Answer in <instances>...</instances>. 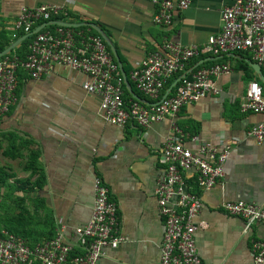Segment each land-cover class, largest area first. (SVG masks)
<instances>
[{
    "label": "crops",
    "instance_id": "obj_1",
    "mask_svg": "<svg viewBox=\"0 0 264 264\" xmlns=\"http://www.w3.org/2000/svg\"><path fill=\"white\" fill-rule=\"evenodd\" d=\"M235 1L192 0L176 13L170 27H164L153 22L157 6L151 0H0V31L14 32L23 6L54 3L62 10L61 20L95 22L102 27L125 59L131 80V70L165 39L201 44L219 33L222 10ZM220 61L231 67L230 72L216 77L220 92L184 106L177 119L186 133L213 144L234 143L224 176L210 189L200 191L203 206L197 216L196 244L203 264H256L251 242L264 239V223L248 226L244 217L226 212L222 205L238 200L264 203V143L247 135L254 123L264 119V112L241 108L250 80H258L264 92V65L259 73L249 52L220 55ZM85 76L67 66H55L40 77L19 71L17 101L0 116V147L12 150L16 146L27 162L34 158V169L17 175L26 178L33 174V184L12 188L34 196L24 214L6 208L7 199L1 196L5 203L0 206V226L21 232L30 242L63 228L66 238L76 242L73 229L91 217L94 177L99 175L118 204L125 236L117 247H106L99 264H162L160 243L165 225L155 188L163 174L160 154L170 121H157L147 128L110 123L102 113L101 97L84 89ZM133 90L132 97L124 93L126 99L151 101ZM184 143L197 147L188 136ZM5 177L9 179L7 174ZM3 188L8 190L7 180L0 184V190Z\"/></svg>",
    "mask_w": 264,
    "mask_h": 264
},
{
    "label": "built area",
    "instance_id": "obj_2",
    "mask_svg": "<svg viewBox=\"0 0 264 264\" xmlns=\"http://www.w3.org/2000/svg\"><path fill=\"white\" fill-rule=\"evenodd\" d=\"M156 6L155 24L170 27L176 13L189 7L192 0H151ZM59 5L41 2L23 6L15 22L17 31L31 32L41 22L61 15ZM222 29L201 44H183L165 39L161 46L147 53L131 70L136 89L151 101L126 99L124 79L112 50L102 35L89 28L50 24L37 31L25 57L16 53L0 56V116L17 101L16 89L20 70L35 77L49 73L55 66L71 67L85 73V90L101 97V110L110 123L126 126L136 123L147 128L168 119L170 130L160 154L163 174L155 188L158 209L164 218L165 231L160 243L162 264H203L196 244L197 216L202 210L200 191L213 187L225 174V163L234 143L213 144L197 134L183 131L178 124L181 109L210 94H218L216 77L228 73V63L215 60L188 70L194 58L215 57L249 52L264 65V0H236L224 7ZM186 73L175 90L162 99L166 84L177 73ZM182 73V74H183ZM181 74V75H182ZM179 75V76H181ZM176 79V78H175ZM174 79V80H175ZM243 111L264 112V92L260 82L250 80L241 103ZM247 135L264 143V119L254 123ZM197 144L195 149L184 143L185 137ZM223 209L245 218L247 225L264 223V203L225 201ZM120 212L102 177H94V201L89 221L74 227L78 240L72 242L58 228L55 235L30 242L25 237L0 229V264H99L106 247L124 241ZM251 251L256 264H264V239L255 238Z\"/></svg>",
    "mask_w": 264,
    "mask_h": 264
},
{
    "label": "rangeland",
    "instance_id": "obj_3",
    "mask_svg": "<svg viewBox=\"0 0 264 264\" xmlns=\"http://www.w3.org/2000/svg\"><path fill=\"white\" fill-rule=\"evenodd\" d=\"M2 154L5 156H9V159L4 158V160H1ZM23 157H24L23 153L20 150H18L16 146H14V149L12 150H3L0 147V172L2 171L4 175L7 174L9 177V179H6L8 182V187H9L8 190H4V188L0 190V206H1V203L2 204L5 203V200L3 199V197H1V196H4V198L7 199V202L5 203L4 206L6 208H10L13 211H16L18 209L19 213L21 214H24V212L26 213L27 211L29 212L28 204H30L33 201V196H34L32 192L17 193L14 190H12V188L15 186L24 187V185L31 186L33 184V179H32L33 174H31V176L26 177V178H19L17 176L18 172H29L33 168L34 158L30 159L27 162L26 159ZM0 177H1V174H0ZM12 180L14 181V183ZM38 180H41V177ZM5 182L6 181L4 180L2 184L4 185ZM1 191L3 192L5 191V194H2ZM9 214L14 215V213L11 212L10 210H9Z\"/></svg>",
    "mask_w": 264,
    "mask_h": 264
},
{
    "label": "trees",
    "instance_id": "obj_4",
    "mask_svg": "<svg viewBox=\"0 0 264 264\" xmlns=\"http://www.w3.org/2000/svg\"><path fill=\"white\" fill-rule=\"evenodd\" d=\"M63 17H61V15H58V16H55L54 17V19H62ZM42 23V22H41ZM41 23H39V24H41ZM38 24V25H39ZM37 25V26H38ZM56 25L55 24H50L49 25V27H55ZM80 28H89L92 32H94L95 34H99V32L95 29V28H93V27H91V26H88V25H82V26H79ZM35 28V27H34ZM14 33V32H13ZM13 33H8V32H6V31H0V51L1 50H3L5 47H7L13 40H16V39H18L20 36H22V35H24L25 33L23 32V31H17V35L16 36H13ZM35 36V34H32V35H30L29 37H27V38H25L24 40H22L21 42H20V44H18L14 49H12L11 51H10V53L9 54H12V53H16V54H18L20 57H25L26 55H27V53H28V51H29V43L31 42V40H32V38ZM107 44V43H106ZM107 47H108V49L111 51V47L107 44ZM223 56H226V55H223ZM121 57V56H120ZM206 56H202V57H200V58H205ZM114 59H115V57H114ZM219 60L220 61V56H215V57H212L211 56V58L210 59H208V60H206L204 63H212V62H214L215 60ZM116 60V59H115ZM121 60H122V62H123V65H124V69L126 70V72H127V74H129V67H128V65H127V63H126V61H125V59L123 58V57H121ZM199 60V58H194V59H192L191 61H190V63H189V66L188 67H191V66H194V64L197 62ZM198 66H196V67H194L193 68V70H195L196 68H197ZM192 70V71H193ZM183 72H179V73H177L172 79H170L169 81H168V83L166 84V87H168L173 81H174V79L175 78H177L179 75H181ZM128 78H129V75H128ZM129 81H130V83L132 84V87L135 89V91H136V94H137V96L139 97V96H144L143 95V93L142 92H140L138 89H136V87L134 86V83L129 79ZM124 86H125V93H126V97H127V95L128 96H130V97H132L131 96V93H130V91L128 90V88L126 87V84L124 83ZM175 90V87H173V89H172V92ZM165 93V91L163 92V94ZM133 98H135V97H133ZM0 174H1V177H0V184H2L3 182H4V180L6 181V174L4 175L3 174V172L1 171L0 172ZM1 228H3V227H1L0 226V229ZM6 229H8L9 231H11V232H14V233H16V234H19V235H23L21 232H18L17 230H15V229H11V228H9V227H5ZM55 235V233L54 232H52L51 234H49V235H47V237H52V236H54Z\"/></svg>",
    "mask_w": 264,
    "mask_h": 264
},
{
    "label": "water",
    "instance_id": "obj_5",
    "mask_svg": "<svg viewBox=\"0 0 264 264\" xmlns=\"http://www.w3.org/2000/svg\"><path fill=\"white\" fill-rule=\"evenodd\" d=\"M87 25H90L91 27L95 28L101 35L102 37L105 39V41L107 42V44L111 47L112 53L114 55V57L116 58L121 74L123 76L124 82L126 84V87L128 88V90L131 93H134L132 84L130 83L129 79H128V75L126 70L124 69L123 63L120 60V55L118 53L117 48L115 47V45L113 44L112 40L110 39V37L105 33V31L103 30L102 27H100L97 23L95 22H84ZM83 22H70V21H65V20H61V19H51L45 23H43L42 25H39L38 27L34 28L31 32L29 33H25L24 35L20 36L18 39L13 40L7 47H5L3 50L0 51V56H3L5 54H8L14 47H16L22 40H24L25 38L29 37L30 35H32L33 33H36L37 31H39L43 26L47 25V24H60V25H65V26H80L82 24H84ZM207 58H202L199 61H197L194 66L189 69V71H191L194 67L198 66L199 64H201L202 62H204ZM252 65L256 68V70L261 73V66L258 62H253ZM186 73H183L181 76H178L166 89L163 97L165 98L173 89V87L177 84V82L181 79L182 76H184Z\"/></svg>",
    "mask_w": 264,
    "mask_h": 264
}]
</instances>
